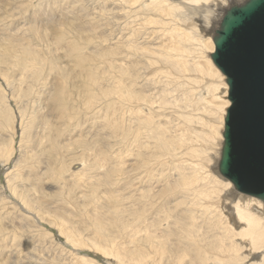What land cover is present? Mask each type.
Wrapping results in <instances>:
<instances>
[{"label": "rangeland", "instance_id": "rangeland-1", "mask_svg": "<svg viewBox=\"0 0 264 264\" xmlns=\"http://www.w3.org/2000/svg\"><path fill=\"white\" fill-rule=\"evenodd\" d=\"M178 1L181 0H169L173 4ZM96 2L0 0V264H144L138 257L144 255L140 242L142 233L146 232L144 230L141 233L143 221L148 219L152 222V235H159L160 231L157 232L158 229L153 226L157 223L156 212L159 208L170 205L167 204L170 197L160 202V193L157 192L162 190L160 184L166 183V176L170 174L162 163L164 160H175L179 146L174 140L175 134L183 133L188 138H185L188 150L199 151L200 157L197 155L194 160L187 150V166L193 162L194 167L197 163L199 167L205 165L204 169L207 171L211 169L209 166L212 161L210 162V156L207 159L209 161H206L203 149L204 143L212 138L206 122L207 119H213L212 122L219 127V117L211 113L229 100L228 95H224L225 90L221 89L216 95L222 97V100L218 99L213 96L212 90L209 91L210 86L203 79L202 92L199 90L202 94L200 105L192 103L195 98L190 92L172 93L170 88H167L170 94L163 99L166 95L154 91L157 77L151 76L147 71L149 69H143V64L135 61L139 60L137 54L141 50L138 48L143 45L136 42V39L138 46L134 45L137 53L133 48L130 51V46L126 47L129 48L130 55L125 53V47L115 43L114 37L120 35V22L125 18H119L120 16L108 11L112 6L115 7L114 10H119L122 3L116 5L117 0L110 3L106 0ZM240 2L242 3L239 1V4ZM180 16H186V13H181ZM194 23L198 29L200 23ZM199 32L202 36L200 38L205 42L214 35L210 30L201 29ZM199 32L192 36H198ZM119 46L120 49H117ZM176 48L177 50L170 52L178 58V62L175 67L168 66L166 73L173 74L176 78L177 66L181 63L183 75L198 77L197 53H193L188 43L186 46L185 43L177 44ZM26 49L33 50L34 59L24 57ZM206 49V53L210 55L209 49ZM6 56H11L12 59H6ZM24 59L25 64H20L19 61ZM201 65L206 66L204 62ZM214 80L219 81L223 88L225 80L221 82L217 77ZM61 86H64L65 99L56 101L54 96ZM132 94L139 95L132 99L136 101L134 103L124 98ZM196 94L200 95L198 92ZM173 98H177V103ZM183 99L185 103H182ZM152 102H156V105ZM135 104L142 106L139 113L134 112ZM196 105L199 107L195 108ZM178 106L183 107V112L186 111L187 117L184 113L182 118L185 130H177L181 124L174 119L176 117L173 113ZM210 107L215 109L207 117L203 112ZM156 109L160 111L157 113ZM147 116L152 117V124L149 125L152 129L148 126L145 128L146 124L143 123ZM203 116L207 117L206 120ZM197 120L204 123L199 125ZM186 121L188 128L185 126ZM193 126L198 130L195 131ZM200 127L203 128L200 131L205 133V137L199 131ZM214 138L216 144L223 140L221 132L215 133ZM164 140L171 145V152L161 155L157 150L153 151ZM192 140L197 145L192 146ZM148 154L152 155V161ZM156 156L159 160L157 163L153 160ZM163 158L165 159L162 160ZM146 162L148 165L150 162V169L142 167ZM216 164L213 175L218 173ZM171 167L175 173L176 162ZM218 177L223 183L226 182ZM175 183L172 181L170 184ZM221 187L225 190V186L221 184L218 190H222ZM177 189H174L173 198L178 196ZM233 192L235 193L234 189ZM182 198L170 203L178 204ZM180 207H185V204L181 203ZM130 224L139 233L134 234V237L129 234ZM235 225L241 224L237 222ZM160 233L171 238L167 232ZM168 239L162 240L172 241ZM182 246L185 247L183 244ZM170 255L156 260V264H168L173 262L169 259L178 257L176 252ZM190 258H186L187 262H190ZM251 261H258V257Z\"/></svg>", "mask_w": 264, "mask_h": 264}, {"label": "bare ground", "instance_id": "bare-ground-1", "mask_svg": "<svg viewBox=\"0 0 264 264\" xmlns=\"http://www.w3.org/2000/svg\"><path fill=\"white\" fill-rule=\"evenodd\" d=\"M98 1H101V0H97V2L94 0V2H96V3H98ZM106 1H108L110 3V2L115 1V0H106ZM122 1L123 2L117 0V2H116L117 3L116 5H120L122 3L121 6H119L120 7L119 10H114L115 7L112 6L111 9L108 11V12H113V14H115L117 16H120L119 18H125V20L120 22V24H121L120 25L121 30H119L120 35H116L114 37L115 43H117V44L120 43L119 44L120 46L125 47L124 48L126 51L125 53H128V54H130L129 48L126 49V47H129V46H130V51L132 50V48L135 50V52L138 50H141L137 54V56H138L137 58H139V60H135V61L141 62L143 64V69H149V70H147V71H149L148 73H150L151 76H153V77H157V81L155 84L156 86L154 85L155 86V88H154L155 92L160 91L159 93L166 95L165 97H162L163 99L166 98L170 94V92L168 91L167 88H170L172 93L174 91H176V92L182 91V93H183V91H184V93L190 92L195 98V100L192 101V103L194 105L196 103L198 105H200L199 103L202 102V94L200 92H202L201 89L203 87V79H206L205 83L208 86H210L209 91L212 90L214 97L221 91V89H224L225 90L224 95L227 94L228 98H229V93H228L229 87L226 83V77L221 72H219L218 68L216 67V65H215V63L211 57V55L215 52L214 38L216 36L217 30L220 28V24L222 22L224 15L226 14V12L229 9H231V7H233L235 5H242V4L246 3L248 0H181V1H178L177 4L170 3L169 0H122ZM239 1H242V3L240 2V4H239ZM97 5H99V4H97ZM121 7H122V9H121ZM182 11H184L186 13V16H180L181 13H184ZM106 12H107V9H106ZM108 15H109V13H108ZM199 15H200V17H199ZM111 17H112V15H111ZM202 17H203V22H202ZM197 18H199V19H197ZM194 20L198 21L200 23V27L198 29L196 28ZM201 29L210 30V33L214 34L212 37L208 38V42H210V43L205 42L202 38H200V37H202L200 32H199ZM196 32H199L198 33L199 37L198 36H192V34H194ZM114 39H110V40H114ZM136 39L138 41H136ZM135 41L139 42V44L143 45L142 46L143 48L140 47V45H139L140 48H138V50H136L137 48L135 47L134 44H136L137 46H138V44L135 43ZM121 43H124V45L123 44L121 45ZM180 43H185V46L188 43L190 45L193 53L196 52L198 55L197 58L199 59V63L196 66V72L198 73V77H196V78H192L191 75H183V71L180 69L181 63H179L177 66L176 78H174L173 74L168 75L166 73L168 66H172V67L174 66L175 67V65L178 62V58H175L170 51L177 50L176 45L180 44ZM120 46L117 49H120ZM116 47H117V45L115 46V49H116ZM206 48L209 49L210 55H208L206 53V50H207ZM33 53L34 52L32 49H26L24 52V57L26 59L28 57L34 59L35 56L33 55ZM117 57H118V55H117ZM5 58L9 59V60L12 59L11 56H6ZM127 58H129V56H127ZM26 59L20 60L19 63L25 64L24 62ZM84 60H86V59H84ZM211 60H212L213 64H212ZM201 62H204L206 64V66L201 65ZM110 63H112V62H110ZM127 65H129V64H127ZM127 65H126V67H128ZM132 65H134V64H132ZM144 66H145V68H144ZM127 70H130V69L128 68ZM130 71H128V72H130ZM140 72H141V70H140ZM141 73H143V72H141ZM216 77L219 78L221 82H223V80H225L226 84L223 83V85H222L223 88H221L219 81L214 80V78H216ZM136 78H137V76H136ZM141 79H143V77ZM141 79H139V80H141ZM149 80H151V79H149ZM154 80H156V79H154ZM139 84H140V82H139ZM142 84H141V87L143 86ZM160 84H161V86H159ZM63 87L64 86H61L57 89L55 96H54V99L56 101H63L65 99V90H63L64 89ZM139 88H140V86H139ZM199 90H200V92H199ZM120 91H116V92L120 93ZM209 91H206V92H209ZM155 92H154V94H155ZM180 92H179V96H180V98H182L181 97L182 94H180ZM197 92L200 95H197L196 94ZM122 93H124V92H122ZM148 95L149 94H147V96ZM159 95L161 96V94H159ZM135 97L138 98L139 95L138 96L133 95V94L127 95L124 98H127L128 100L133 101L132 103H134L136 101L132 100V99H134ZM146 97H145V99H146ZM216 97H218V99L222 100V97H219V96H216ZM148 98H151V96ZM155 99H157V98L155 97ZM155 99H154V101H155ZM173 99H175V98H173ZM176 99H175V101H176ZM159 100L160 99H158V101ZM183 100H181L182 103L183 102L185 103V99H183ZM143 101H146V100L143 99ZM165 101L168 102L167 100H165ZM150 102H147V103H150ZM147 103L145 104L146 106H147ZM155 103H153V104H155ZM162 103H164V105H165V102H162ZM175 103H177V101ZM229 103H230V101L226 100L224 103L221 104L220 109L216 110L213 113H211V112L215 108H212V107H210L207 110L204 109V112H203L205 114V116H207V117H210V115H209L210 113H211V115H214L215 117L218 116L220 121H221L219 127L217 128L215 126V124L212 122V121H214L212 119L214 117L211 118L212 121H209L207 119L206 124L209 126V129H210L209 132L211 131L212 138H210V136H209L210 139H208L207 142L204 143L205 148L202 147L203 144L201 145V147L203 149H205L206 161H207L209 156H210V162L212 161L211 166H209L211 169H210V171L208 170L209 173H211V175L208 173V171L206 169H204L205 165L204 166L200 165L201 167H199V165L196 163V166L194 167L193 165L195 163L193 164V162H192V165L187 166L186 162L189 161V158H188V153H187V150H188L187 143L188 142L186 143V140H185L186 136L183 135V133L181 135L175 134L174 140L179 144V146L177 148L175 160H173L171 162V161L164 160L165 158L162 159V160H164V163H162V164H164V166L166 165V167L168 168L167 170L169 171L170 174L166 176V179H167L166 183L160 184L162 186V190L157 189L159 191L157 193H160L159 199L165 200L166 198L170 197L167 204H170L171 206L170 205L166 206L167 205L166 203L164 204V206H166V208L168 209L167 211H166V208H161V209L159 208V210L155 209V210H158L156 212V216L154 215L157 219L156 220L157 223L154 224V222H153V224H154L153 226L155 227V229L156 228L158 229L157 232H159V231L160 232H167L169 234V236H171V238H169V239H172V241H170L166 235H164L163 233H160V232H159V235L157 234L155 236L154 233L152 235V232H153V227H152V231H151V226H152L151 223L152 222L148 221V219L144 220L143 219L144 217L138 213L139 216H141L142 219L144 220L143 221V223H144L143 227L141 228V233L144 230H146L145 233H142V237L140 236L141 237L140 242H141V246H142L143 251H144V255L138 256L141 261L145 262L144 264H156L157 263L156 260L168 258L171 256L170 254H172V252H174V254L176 252L178 257H176L177 256L176 255L175 256L176 258L169 259L170 261H173V262L168 261L169 262L168 264H183V263L185 264L187 262L186 258H188V257H191V258L189 260L190 262H187V264H264V203L261 200L255 198L253 196L249 197V195L245 196V194L242 195L241 193H238L235 190L232 183H230L228 180L224 179L220 174H218L219 172L217 173L218 175L216 173L213 175V172L215 169L214 165L217 162H218V165L217 164L216 165H217V169L219 171V162H220V158H221V154H222V148H223V142H224V138H223L224 128L223 127L225 125V117H226L225 114H227V109L229 108L228 107ZM148 105H151V104H148ZM157 105H158V103H157ZM188 105H190V104L188 103ZM140 107H142V106L136 105V107H134V108L137 110H135L133 108L134 112L139 113ZM147 107H149V106H147ZM170 107H172V106H170ZM180 107L181 106L175 107V111L173 113V116H175L176 118H174V119L179 120V122L181 124L180 127H177L178 128L177 130H180V128L181 129L183 128L182 130H185L186 128H184V121L182 120V118H184V113L186 111L183 112L184 110L183 111L181 110V109H183V107L182 108H180ZM190 107H192V106H190ZM198 107L199 106H197L195 108H198ZM176 108H178V109L180 108V109L178 110ZM157 109H156V111H157ZM143 110H145V109L143 108ZM185 110H186V108H185ZM152 111H154V110H151V112ZM158 111H160V110H158ZM158 111H157V113H158ZM166 111H167V109H166ZM192 111H193V109H192ZM192 114H193V112H192ZM162 115H160V116H162ZM185 116H186V113H185ZM194 117H195V115H194ZM194 117H192V118H194ZM162 118H163V116H162ZM200 118H201V116H200ZM202 118H204L206 120V118L204 116ZM223 119H224V125H223ZM200 120H202V119H200ZM151 121H153L151 116L148 117L147 120L146 119L143 120V123L146 124L145 128H147V126L149 128H151V126H149L152 124ZM172 122H173V124H174V122L176 123V121H172ZM194 122H195V119H194ZM199 122L200 121H198V123L197 122L196 123L199 125L204 123V122H200V123ZM185 123H186L185 126L188 128L187 121ZM197 124H194V125H197ZM190 128L192 129V127H190ZM201 129H203V128L200 127L199 131ZM197 130L198 129H196L195 131H197ZM170 132H173V131H170ZM200 132H201V134H203L202 131H200ZM217 132H219V133L221 132V136L223 138V140L220 141L219 144H216V142H215L216 138H214L215 133L217 134ZM196 134H194V135H196ZM194 135L191 137L193 138ZM199 135L200 134H198V136ZM205 136L206 135H204V137ZM186 139H188V138H186ZM204 139H203V141H204ZM194 141H195V139H194ZM194 141L192 140L190 143L192 146L197 145V144H195ZM198 144H200V143L198 142ZM191 145H189V146H191ZM3 149L5 150L6 147H4ZM199 149H201V148H199ZM155 150H157V152H159V154L164 155L168 152H171L172 148H171V145L169 143H167L166 140H164L161 143H159L158 149H156V147H155L153 151H155ZM153 151L151 150V152H153ZM188 151H189V155L192 158H194V160H195V157L198 155L199 151L197 152L194 149H189ZM1 153H3V152H1ZM219 153H220V155H219ZM156 155H157V153H156ZM148 156H150V155L148 154ZM145 157L147 159V156H145ZM151 157H152V155L149 157V159ZM159 157H161V156H159ZM153 160L156 163L159 161L157 156ZM162 160H161V162H162ZM135 161H137V160L135 159ZM144 161H146V160H144ZM150 161H152V160L150 159ZM147 162H146V164L143 163L142 167H144V166L148 167L151 165L150 162H149V165L147 164ZM174 162H176L175 173L172 172V167H171L172 163H174ZM199 162H200V160H199ZM156 165H158V164H156ZM132 166H133V164H132ZM155 166H153V168ZM160 166L161 165H159V167ZM131 168H134V167H131ZM131 168H130V170H131ZM153 168L151 170H154V172H155V169H153ZM162 171H164V170L162 169ZM149 173H152V172H149ZM165 173H166V171H165ZM172 175H175V176H172ZM218 176H220V178H222L226 182L223 183L219 179ZM150 177H152V176H150ZM147 180H150V179H147ZM172 181H174L176 183L171 185L170 183ZM158 182H160V181H158ZM219 182H221V183H219ZM142 183H143V180H142ZM218 183L221 184L222 186H225V190L222 187H221L222 190L221 189L218 190V186H219ZM131 188H132V186H131ZM174 189H177L178 196L173 198V195H175ZM233 189H234L235 193L233 192ZM144 193H145V191H144ZM150 193H152V192H150ZM136 194H134V195H136ZM181 194H182V196H181ZM138 195H139V193H138ZM130 196H132V194H130ZM147 196H148V194H147ZM143 197L147 198L146 195H143ZM179 197H183L181 199L182 201L179 199L181 202L179 201L178 204H176V203L174 204V202H173V204L170 203V202H172V200H176ZM163 200L160 202H163ZM155 201H157V200H155ZM130 202L132 203V201H130ZM135 202H136V200H135ZM143 202H144V200H143ZM147 202H150V201H147ZM181 203H184L185 207L181 208L180 207ZM143 206H145V205L143 204ZM23 208L26 210L27 207L23 206ZM222 208H225L228 211H225ZM134 210H135V208H134ZM137 210H140V209H137ZM28 211H29V209H28ZM143 211H145V210H143ZM132 213H134V212H131V214ZM140 213L142 214L143 212L140 211ZM143 214L145 216V213H143ZM134 217H135V215H134ZM137 218H135V219H137ZM235 221L239 222L241 225H238V226L235 225L237 223V222L235 223ZM141 226H142V224H141ZM129 227H130V231H129L130 236L134 237V234L137 235L138 232H136V230L134 229L133 224H130ZM164 238H167L169 241L168 242L165 240L163 241L162 239H164ZM129 239H131V238H129ZM182 244L185 247H183ZM200 245H202L203 247H200ZM154 246H156L157 248L156 247L154 248ZM133 254H132V256L136 255V254H134V255ZM255 257H258V261L252 262L251 261L252 258H255ZM120 259H124V258H120ZM151 259H152V261H151Z\"/></svg>", "mask_w": 264, "mask_h": 264}, {"label": "water", "instance_id": "water-1", "mask_svg": "<svg viewBox=\"0 0 264 264\" xmlns=\"http://www.w3.org/2000/svg\"><path fill=\"white\" fill-rule=\"evenodd\" d=\"M214 44L211 57L230 101L218 172L238 193L264 203V0L231 7Z\"/></svg>", "mask_w": 264, "mask_h": 264}, {"label": "snow or ice", "instance_id": "snow-or-ice-1", "mask_svg": "<svg viewBox=\"0 0 264 264\" xmlns=\"http://www.w3.org/2000/svg\"><path fill=\"white\" fill-rule=\"evenodd\" d=\"M220 55H221V56H224V55H225V53H224L223 50L220 51Z\"/></svg>", "mask_w": 264, "mask_h": 264}]
</instances>
